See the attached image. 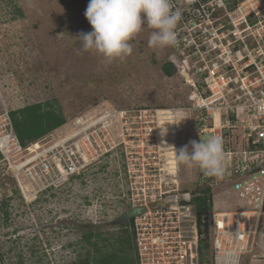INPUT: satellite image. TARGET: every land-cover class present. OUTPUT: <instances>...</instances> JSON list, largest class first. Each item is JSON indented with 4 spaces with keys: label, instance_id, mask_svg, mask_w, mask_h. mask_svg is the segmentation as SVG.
<instances>
[{
    "label": "built area",
    "instance_id": "built-area-1",
    "mask_svg": "<svg viewBox=\"0 0 264 264\" xmlns=\"http://www.w3.org/2000/svg\"><path fill=\"white\" fill-rule=\"evenodd\" d=\"M177 3L185 6L188 43L183 57L170 62L189 85L187 104L122 107L103 99L26 146L8 115L11 131L0 135L1 161L33 201L101 175L94 197L115 202L120 214L140 209L128 225L138 264H240L247 253L264 258V0H171L172 9ZM192 124L200 141L221 137L226 156L223 179L198 167V184L212 190L231 185L247 207L216 211L213 199L199 217L195 193L179 188L180 166L166 170ZM236 131L238 147L232 144ZM201 229L209 236L203 258Z\"/></svg>",
    "mask_w": 264,
    "mask_h": 264
},
{
    "label": "rangeland",
    "instance_id": "rangeland-1",
    "mask_svg": "<svg viewBox=\"0 0 264 264\" xmlns=\"http://www.w3.org/2000/svg\"><path fill=\"white\" fill-rule=\"evenodd\" d=\"M88 3L0 0V135L11 131L10 111L45 100H54L67 118L103 99L122 107L172 108L189 102L190 88L183 76H166L162 71V64L170 58L183 57L181 52L188 43L184 5L177 3L172 9L180 13L177 45L150 46L155 30L145 25L130 41L132 54L109 62L102 54L82 48L80 34L92 31L84 15ZM192 119L196 122L197 116L192 114ZM192 125L191 132L184 131L179 149L188 145L191 150V141L200 142ZM232 144L242 145L239 131ZM32 154L25 151L20 160ZM199 175L195 163L181 164L180 190L194 192ZM13 176L7 161H1L0 202L5 196L11 199L8 216L0 209V264H75L88 251L96 253L83 240L84 233L95 229L105 235L119 234L120 225L105 223L121 213L115 202L93 196L101 175L92 174L88 185L71 184L68 190L62 188L36 201L20 192ZM213 199L216 211L245 207L231 185L215 186ZM249 257L243 256L240 264ZM133 264H137L135 258Z\"/></svg>",
    "mask_w": 264,
    "mask_h": 264
},
{
    "label": "clouds",
    "instance_id": "clouds-1",
    "mask_svg": "<svg viewBox=\"0 0 264 264\" xmlns=\"http://www.w3.org/2000/svg\"><path fill=\"white\" fill-rule=\"evenodd\" d=\"M84 15L92 31L79 36L83 50H94L109 62L123 60L132 54L130 41L145 25L155 30L150 35V46L163 48L178 44L175 29L180 13L172 10L171 0H89ZM165 122L159 126L162 136L167 133V128L163 127ZM190 145L191 150L188 145L179 150L172 146L175 156L166 170L175 172L181 164L191 166L195 163L206 176L223 179L226 156L222 138L193 140Z\"/></svg>",
    "mask_w": 264,
    "mask_h": 264
},
{
    "label": "trees",
    "instance_id": "trees-1",
    "mask_svg": "<svg viewBox=\"0 0 264 264\" xmlns=\"http://www.w3.org/2000/svg\"><path fill=\"white\" fill-rule=\"evenodd\" d=\"M162 71L166 76H172L177 73V68L172 62L166 61L162 64ZM9 116L14 131L24 146L37 141L67 121L62 108L56 106L52 99L24 105L10 111ZM1 159L2 154L0 152V162ZM194 193L192 203L198 216L201 217L213 206V190L211 187L198 184ZM10 199L5 196L0 202V209L4 210L6 216L9 215ZM131 221L129 220L117 227L120 228L119 234L105 235L95 229H90L84 233L83 240L91 245L96 253L88 251L87 256L85 258L80 256L75 264H133L134 258L138 264L134 233L128 227ZM201 231L205 232V237L201 239L203 258L209 250V236L207 229H201Z\"/></svg>",
    "mask_w": 264,
    "mask_h": 264
},
{
    "label": "water",
    "instance_id": "water-1",
    "mask_svg": "<svg viewBox=\"0 0 264 264\" xmlns=\"http://www.w3.org/2000/svg\"><path fill=\"white\" fill-rule=\"evenodd\" d=\"M139 211L140 209H132V210L126 211L107 223L108 225H112V226L120 225L126 222L127 220H129L132 216H134Z\"/></svg>",
    "mask_w": 264,
    "mask_h": 264
},
{
    "label": "crops",
    "instance_id": "crops-1",
    "mask_svg": "<svg viewBox=\"0 0 264 264\" xmlns=\"http://www.w3.org/2000/svg\"><path fill=\"white\" fill-rule=\"evenodd\" d=\"M227 185V184H226ZM243 202V201H242ZM244 203V202H243ZM245 204V203H244ZM245 207H247V205L245 206ZM244 207V208H245ZM237 209V208H236ZM230 210H234V209H230ZM260 240H261V242H263L264 243V237L263 236H261L260 237ZM256 249H258L257 247L255 248V250ZM259 250V249H258ZM249 253H247V254H245V255H243L244 256V258L248 255ZM242 256V257H243ZM243 258V261H242V264H264V262H262V261H264V258H252V256H251V254H250V257H249V260H246V261H248V262H246L245 261V259H247V258H245L244 259ZM242 260V259H241ZM257 261H261V262H259V263H256Z\"/></svg>",
    "mask_w": 264,
    "mask_h": 264
},
{
    "label": "flooded vegetation",
    "instance_id": "flooded-vegetation-1",
    "mask_svg": "<svg viewBox=\"0 0 264 264\" xmlns=\"http://www.w3.org/2000/svg\"><path fill=\"white\" fill-rule=\"evenodd\" d=\"M92 226H94V227H97V225H96V224H92ZM100 226H102V224H99V227H100Z\"/></svg>",
    "mask_w": 264,
    "mask_h": 264
},
{
    "label": "bare ground",
    "instance_id": "bare-ground-1",
    "mask_svg": "<svg viewBox=\"0 0 264 264\" xmlns=\"http://www.w3.org/2000/svg\"><path fill=\"white\" fill-rule=\"evenodd\" d=\"M35 147H38V144H37V145H35Z\"/></svg>",
    "mask_w": 264,
    "mask_h": 264
}]
</instances>
